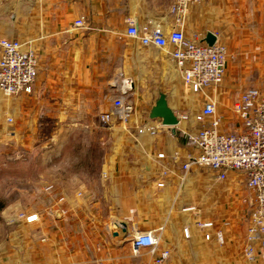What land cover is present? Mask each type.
Returning a JSON list of instances; mask_svg holds the SVG:
<instances>
[{
	"label": "crops",
	"instance_id": "crops-1",
	"mask_svg": "<svg viewBox=\"0 0 264 264\" xmlns=\"http://www.w3.org/2000/svg\"><path fill=\"white\" fill-rule=\"evenodd\" d=\"M172 4L173 0H0V40L29 43L38 56L31 93L6 97L0 92V116L5 122L13 117L11 133L16 141L35 148L46 136L47 124H61L64 129L70 123H100L119 96L130 98L133 107L128 129H115L119 120L114 118L105 135H98L100 153L104 138L108 139L110 156L101 166L107 171L110 193L119 201L112 218L128 226L125 243L118 245L113 239L97 243L94 235L100 227L91 222L86 207L91 192L85 188L79 196L57 197L56 202L64 198L61 207L34 208L41 217L37 227L19 220L11 227L4 220L0 264H98V260L151 264L146 250L134 255L130 246L134 234L148 231L160 235V250L170 251L164 264H264L244 254L251 210L232 192L246 187L245 177L220 181L209 169L194 168L185 180L172 174L164 187H158L163 169L180 173L181 163L196 151L190 135L200 128L194 116L206 98L201 95L200 104L198 94L185 84L171 56L172 45L145 46L127 34L132 20L140 30L157 25L166 34L181 27L188 38L199 42L211 31L230 47L241 48L250 38L253 64L239 65L247 74L253 70L250 87L264 88V0H201L190 7L182 25ZM80 18L86 28L74 26ZM247 27H253L255 34ZM233 71L235 65L228 62L224 82L207 89L225 120L220 100L233 115V103L248 85V77L243 81ZM161 97L178 118L177 125L161 126L163 119L152 116ZM146 125L156 127V133L140 131ZM160 153L165 157L159 158ZM198 221L213 222L210 238L198 228Z\"/></svg>",
	"mask_w": 264,
	"mask_h": 264
},
{
	"label": "built area",
	"instance_id": "built-area-1",
	"mask_svg": "<svg viewBox=\"0 0 264 264\" xmlns=\"http://www.w3.org/2000/svg\"><path fill=\"white\" fill-rule=\"evenodd\" d=\"M200 2L173 0L172 11L181 25L190 7ZM128 22L127 34L140 39L143 45L160 48L172 45L171 56L185 84L193 93L206 98L203 107L194 116L200 128L190 135L196 151L188 154L181 163L180 173L168 167L163 169L158 187H164L165 179L172 174L185 180L194 168L209 169L220 181L227 180L231 172L241 173L254 200L244 254L251 261L260 259L264 262V88L249 87L237 97L233 103V113L238 123L234 130H228L225 118L218 112L217 101L207 92L210 87H217L224 81L229 59L228 47L218 40L210 46L206 42L190 39L181 27L166 34L157 25L144 26L140 30L134 21ZM74 26L86 28L85 20H76ZM0 48V92L6 97L22 92L31 93L38 76V56L34 48L29 43L9 38L0 40ZM113 105L112 112L102 114V121L110 124L116 118L127 122L133 108L131 102L119 96L114 99ZM7 121L12 123L14 119L8 117ZM144 130L156 133V127L152 125L140 129ZM158 157L164 158L165 154L160 153ZM177 160L178 157H175L174 162ZM16 219L32 228L41 224V217L36 212H22ZM197 226L204 231L206 238L211 237L213 222L198 221ZM185 235H189L187 229ZM216 235L219 241H223L222 231ZM160 244V235L153 231L138 232L130 239L132 253L142 255L146 250L151 257V264H164L170 258V251L160 250ZM97 263L102 264V260Z\"/></svg>",
	"mask_w": 264,
	"mask_h": 264
},
{
	"label": "rangeland",
	"instance_id": "rangeland-1",
	"mask_svg": "<svg viewBox=\"0 0 264 264\" xmlns=\"http://www.w3.org/2000/svg\"><path fill=\"white\" fill-rule=\"evenodd\" d=\"M247 28L249 30L252 28V35L255 34L253 27ZM221 43L228 47V62L236 67L233 75L243 81L245 77H248V85L244 89L246 90L251 86L250 77L254 76V73L252 70L247 74L244 70L242 71L239 64L249 63L246 67L253 64L254 42L247 38L246 44L241 48L235 45L230 47L224 41ZM198 96L201 104L203 95L198 94ZM127 101L130 102L131 99ZM220 102L222 113L227 118L225 123L228 128L226 129L234 130L238 123L237 117L225 107L226 101L223 102L221 99ZM127 123L128 121H119L115 129H128ZM11 125L0 116V226L5 224L4 220L11 227L15 226L18 223L16 217L20 213L33 212L34 208L54 205L61 207L63 201L56 202L57 197L69 194L79 196L84 194V189L87 188L91 192V197L86 207L88 212L92 213L91 222L100 227L99 230L94 228L97 232L94 236L96 240H99L98 244L103 245L110 242L112 236L108 226L119 201L110 193V181L105 178L107 171L105 166H101L102 162L105 163L110 156L106 155L110 153L107 147L109 145L106 143L108 139L104 138V146L100 153L98 135L100 133L105 135L106 130L110 129L112 124H106L103 121L100 123H70V126L66 125L64 129L61 124H47L43 131L46 136L40 138L41 143L35 148L21 145L19 141H16L11 133ZM63 130L65 131L62 132ZM51 134L55 136L59 134L58 140L54 139ZM56 140L55 144L49 143ZM235 177L240 181L244 179L241 173L235 172L229 175L228 180L232 181ZM49 187L52 188L48 189ZM232 193L236 198H243V202L248 203L250 210L253 209V195L247 187L244 186L240 191L237 189ZM61 212L63 211L60 210ZM92 235L90 238H93ZM0 238H2L1 231Z\"/></svg>",
	"mask_w": 264,
	"mask_h": 264
},
{
	"label": "water",
	"instance_id": "water-1",
	"mask_svg": "<svg viewBox=\"0 0 264 264\" xmlns=\"http://www.w3.org/2000/svg\"><path fill=\"white\" fill-rule=\"evenodd\" d=\"M217 40V35L209 31L203 41L206 42L208 45L212 46L216 43ZM124 85L127 88L131 87V85H129L127 82ZM152 116L161 117L163 119L164 125L174 126L177 125L179 122L178 118L174 115L172 110L167 106V102L164 97H161V99L158 101L156 107L154 108ZM108 229L113 241L116 244L122 245L125 243L126 237L128 235V226L124 220L118 217H113L110 221Z\"/></svg>",
	"mask_w": 264,
	"mask_h": 264
}]
</instances>
